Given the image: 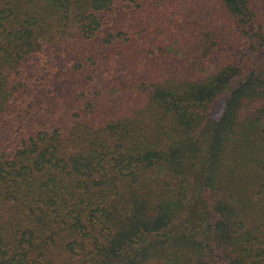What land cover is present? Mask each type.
<instances>
[{
	"label": "trees",
	"instance_id": "1",
	"mask_svg": "<svg viewBox=\"0 0 264 264\" xmlns=\"http://www.w3.org/2000/svg\"><path fill=\"white\" fill-rule=\"evenodd\" d=\"M53 249L264 264V0H0V264Z\"/></svg>",
	"mask_w": 264,
	"mask_h": 264
},
{
	"label": "rangeland",
	"instance_id": "2",
	"mask_svg": "<svg viewBox=\"0 0 264 264\" xmlns=\"http://www.w3.org/2000/svg\"><path fill=\"white\" fill-rule=\"evenodd\" d=\"M38 61V59H36V62ZM222 103H219L217 105V108L212 111L211 113V118H218L221 113H222ZM198 202V201H197ZM186 224L190 225V224H194L195 222H198L200 224V228L204 229L206 227V224L207 222H203V223H200V221L196 218V216L193 214L192 216H188L186 218ZM53 253L52 254H49L50 257L52 258V260H54V264H79L78 263V257H74L73 259H70L69 260H65V258H68V256H66L67 254L65 253H60L59 250H52ZM65 260V261H64ZM48 264H53V263H48ZM150 264H156V263H153L151 262Z\"/></svg>",
	"mask_w": 264,
	"mask_h": 264
}]
</instances>
